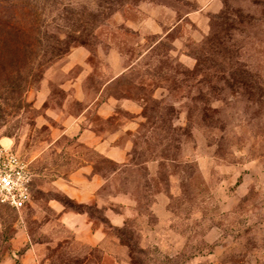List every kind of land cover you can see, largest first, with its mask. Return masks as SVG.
I'll return each instance as SVG.
<instances>
[{"label":"rangeland","instance_id":"1","mask_svg":"<svg viewBox=\"0 0 264 264\" xmlns=\"http://www.w3.org/2000/svg\"><path fill=\"white\" fill-rule=\"evenodd\" d=\"M208 1L27 0L0 16V43L21 50L0 60V148L33 175L21 211L0 206V264H264V0L186 16ZM71 9L101 22L44 57ZM81 74L78 102L61 86ZM113 78L97 102L111 117L94 106L58 140L37 124L47 106L79 114ZM89 125L127 158L99 154Z\"/></svg>","mask_w":264,"mask_h":264},{"label":"crops","instance_id":"2","mask_svg":"<svg viewBox=\"0 0 264 264\" xmlns=\"http://www.w3.org/2000/svg\"><path fill=\"white\" fill-rule=\"evenodd\" d=\"M220 0H209L206 4H201L200 8L198 10H196L195 12L186 15L187 17H189L191 20L195 18L196 14H202L203 11L207 10L210 12H219L222 10V5L220 6L219 4ZM111 60V59H110ZM70 65V64H69ZM130 69L127 68L126 70H124L125 72L128 71ZM123 71V72H124ZM122 74V73H120ZM83 76L79 75L74 79H71L68 84L66 85H62L61 88L69 92V98H73L78 102H83L85 100V92H84V87H83ZM115 80V78L107 81L105 84H103L101 90L99 91V93L97 94L96 98L89 104H87L83 110H81V112L77 115H68L66 116L64 113V108L62 106H57L56 108L53 106H47L43 113L41 115L38 116L37 118V124H41V125H50L51 128L53 130H55L56 132H59V135L57 137L56 140L60 139L62 136L69 134V132L72 130H74V128H80L81 124L83 122V120H85L87 113L92 110V108L94 106L95 110L97 111V113L99 115H101L103 118H109L111 117L114 112H115V103L113 102V100L111 99H107L104 101H101L100 104H97V102L100 100L101 95L103 94V92L105 91V89L111 84V82H113ZM48 84V81L45 80V86ZM68 85V87H67ZM48 86H46L44 88V91L41 93V95L43 96V98H45L44 101L48 100V97L50 95V93H48L47 91ZM68 88V89H67ZM40 95V96H41ZM38 102H35V105H37ZM55 125V126H53ZM85 132H89V135L91 137H89V139L91 141L95 140V144H96V148L97 151L99 152V154L105 156L107 159L114 161L115 160V155L118 156L120 158V162H123L126 158H127V152L128 149H124L123 153L118 152L115 153L116 151V147L114 146H109V148L104 149V150H100V145H102L103 147L105 145L108 144V140L107 138H100L99 135H97V133L92 129L91 125H89L85 130ZM115 137L114 135H111V138ZM91 144H93L91 142ZM30 252H31V258L32 257V252L33 249L31 251H28L27 253V257L30 256Z\"/></svg>","mask_w":264,"mask_h":264},{"label":"trees","instance_id":"3","mask_svg":"<svg viewBox=\"0 0 264 264\" xmlns=\"http://www.w3.org/2000/svg\"><path fill=\"white\" fill-rule=\"evenodd\" d=\"M26 1L27 0H0V16H3V14L10 11L14 14L15 12H19L23 15L25 13L24 11L29 8L28 4L25 3ZM32 2L33 0H31V5ZM31 12H33L32 8ZM70 12L74 16L79 13L75 9H71ZM100 18L98 12L90 11L87 14L79 13L77 19H72V31L67 33L65 39H61L54 34L45 32L42 39L44 41L42 43V53L44 57H49L53 60L63 58L69 53L74 45H84L86 43L85 39L93 36V27H95L98 22H101ZM33 24L34 20L33 15L31 14V30H33ZM20 51L21 50L17 45L10 46L6 42L2 44L0 43V60L13 61V58H16ZM128 71H130V69ZM124 76L126 75L122 74L119 76L116 79L117 83H119Z\"/></svg>","mask_w":264,"mask_h":264},{"label":"built area","instance_id":"4","mask_svg":"<svg viewBox=\"0 0 264 264\" xmlns=\"http://www.w3.org/2000/svg\"><path fill=\"white\" fill-rule=\"evenodd\" d=\"M33 175L11 147L0 148V206L21 211L31 201Z\"/></svg>","mask_w":264,"mask_h":264}]
</instances>
